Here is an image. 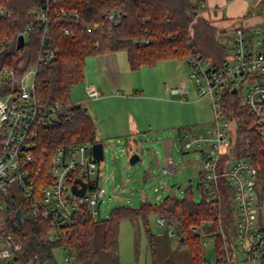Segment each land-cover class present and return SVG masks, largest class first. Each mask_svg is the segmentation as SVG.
Listing matches in <instances>:
<instances>
[{"label":"built area","instance_id":"2783aa9c","mask_svg":"<svg viewBox=\"0 0 264 264\" xmlns=\"http://www.w3.org/2000/svg\"><path fill=\"white\" fill-rule=\"evenodd\" d=\"M39 1L42 6L34 10V14L43 33V50L38 62H44L57 53L52 36L54 18L77 16L78 11L56 8L57 0ZM251 1L262 3V9L226 31L231 47L224 63L215 64L201 53L192 54L184 60L190 67V77L172 87L173 93L187 99L192 80L198 95L210 99L213 119L209 126L182 128L180 138L184 141V152L194 151L202 157L200 173L206 202L215 206L224 197L221 182L230 184L233 189L229 197H234L238 216L234 220V235L229 246L221 250L216 248L219 264H256L264 257V216L260 215L258 207L264 204L263 182L258 166L248 154L231 153L233 138L239 130L225 99L229 91L240 98L253 116L252 124L264 142V0ZM199 4L211 7L209 0H199ZM0 12L4 10L1 8ZM119 13L114 9L107 11L105 16L111 24H116ZM32 29L33 26H29L20 34L24 35L25 41L26 33ZM64 34L74 36L72 29H65ZM14 39L5 38L0 47L13 43ZM148 41L146 38L145 42ZM37 70L38 63L17 80L14 68L5 65L0 69V192L6 194L9 187L16 184L24 195L22 199L30 202L34 217L46 220L51 229L50 240L55 244L50 254L36 255L27 264H85L69 240L79 223L89 218L100 219L98 207L106 189L98 178L93 180L99 160L94 156L93 142L75 137L58 147L46 177L37 184L30 169L34 160L33 148L42 127L59 125L58 112L62 108L61 102L48 106L38 104L35 93ZM87 93L89 98L100 96L94 85L87 86ZM177 169L178 164L170 157L164 171ZM77 179L87 183L83 195L72 189ZM77 186L81 188L82 184L78 182ZM2 207L5 208V203ZM166 222L164 216L159 217L158 223ZM194 230L198 231V228ZM174 234L172 230L170 235ZM226 236L223 233L225 239ZM4 244L0 249V261L15 258L21 250L12 235H8ZM203 264H215V261L204 259Z\"/></svg>","mask_w":264,"mask_h":264},{"label":"trees","instance_id":"16d2710c","mask_svg":"<svg viewBox=\"0 0 264 264\" xmlns=\"http://www.w3.org/2000/svg\"><path fill=\"white\" fill-rule=\"evenodd\" d=\"M40 6L42 2L39 0H0V10H4L0 12V44L5 38H15L13 43L0 47V69L5 65L14 68L19 80L38 63L35 78L38 104L62 103L58 112L59 125L42 127L33 148L34 160L30 169L38 185L46 177L59 146L68 144L75 137L93 143L99 141L96 123L86 103L71 100L72 86L84 79L88 56L126 51L131 69L138 70L143 65L154 66L163 59L185 60L195 53L210 58L207 46L215 53L212 57L215 64L224 63L230 52L229 39L218 37V28L200 14L195 0H57L56 8L77 10L78 15L54 18L52 36L57 53L52 59L38 62L43 50V33L34 10ZM114 9L120 13L117 23L111 24L105 13ZM29 26L33 29L26 33L28 37L23 47L18 48L17 37ZM65 29H72L74 36H65ZM146 38L148 42H145ZM225 99L237 121L238 133L248 140V155L258 166L264 187V142L252 124L254 118L234 93L227 92ZM1 194L7 202L4 208L6 219L0 225V240L6 241L8 235H12L21 245L16 257L7 264H27L36 255L50 254L55 243L50 240L48 222L34 217L28 200L9 199ZM224 198L222 196L214 206L205 200L196 202L188 193L183 198L167 196L160 204L144 201L139 208L120 205L106 219L94 221L89 218L79 223L69 243L85 264H94L98 255L93 247L97 223H101L104 249L116 254L120 223L128 218L143 222L153 246L155 234L150 228L149 215L156 213L164 216L169 226L176 227L179 241L189 244L194 264H203L200 236L194 228L208 222L219 229L221 221L227 231L224 233L229 235L227 228L232 211ZM18 210L21 211V220L17 217ZM220 239V233L216 234L218 250L222 247ZM261 264H264V257Z\"/></svg>","mask_w":264,"mask_h":264},{"label":"rangeland","instance_id":"374dc122","mask_svg":"<svg viewBox=\"0 0 264 264\" xmlns=\"http://www.w3.org/2000/svg\"><path fill=\"white\" fill-rule=\"evenodd\" d=\"M195 4L201 11L200 14H203L218 28L219 38L226 37V31L231 28L228 25V17H233L234 20L230 24L237 25L244 22V17L260 11L263 6L262 3L251 0H219L223 15L220 8H215L212 4L208 8L201 6L199 0H195ZM237 12L239 14L235 15L234 13ZM206 49H209L211 54L208 59L212 61L215 53L208 46ZM118 57L125 77V87L120 89L121 93L116 92L112 96L102 97L101 100L90 101L86 92V81L75 84L71 88V100L86 103L89 112L97 115L96 121L99 125L110 124L111 126L113 124V129L101 131L98 134V140L104 144L105 156L98 162L93 180L98 178L99 183L106 189L101 205L98 207L99 218H108L112 211L120 205L139 208L144 201L160 204L167 196L183 198L190 193L196 202H202L204 200L200 173L202 157L194 151L184 152L182 150L184 141L176 131L179 127L186 128L192 125L200 129L209 126L213 119L209 97H200L192 80L187 99H181L173 94L166 95L160 90L161 81L173 83L180 78L190 77V67L184 60L163 59L154 66L144 65L138 70H132L128 65L126 51H119ZM86 61L88 66L94 64L92 69L96 71L95 57L90 56ZM89 81L94 80L91 78ZM89 83L88 85L91 84ZM133 85L137 91L135 92L137 98L128 95L132 93L131 86ZM151 93L153 95L151 98H141ZM160 95L176 99L178 103L170 99L161 100L158 98ZM106 112L109 114L108 117L101 116ZM129 113L135 116L136 122L132 121L130 124L131 129H134L132 133L126 125L125 129L128 132L125 134L124 127L116 125V122L119 117L125 121ZM160 114L164 116V119H161ZM172 115L176 116L175 121L177 122L162 123ZM248 148V140L240 133H236L231 153L237 156L246 155L249 153ZM135 152L140 155V160L132 164L130 156ZM168 156H171L178 164L176 171H164ZM221 186L224 199L232 211L231 220L228 223L229 228H227L229 235L226 234L228 238L223 237V233L227 231L221 221L219 229H215L211 223L206 222L198 226L197 232L200 236L202 259H212L215 264H219L216 255V234L220 233L221 248L229 246L234 235V220L238 216V206L234 197H229V194L231 196L233 194L231 185L221 182ZM1 193L0 217L3 223L6 217L2 204L5 203L6 207L7 201ZM5 195L9 199H14L12 195L18 199L24 196L16 184L11 185ZM263 205L258 206L261 216H264ZM159 217L160 215L156 213L149 215L150 228L155 234V245L153 246L149 242L141 220L123 219L120 223L119 250L116 254L104 249L101 223H97L93 247L98 255L94 264H194L189 244L179 241L176 227L169 226L168 222L158 223ZM172 230L176 234L169 235ZM4 245V241L0 240V249ZM10 260L11 258H3L0 263L7 264ZM256 264H261V262L258 261Z\"/></svg>","mask_w":264,"mask_h":264},{"label":"crops","instance_id":"0c3cea01","mask_svg":"<svg viewBox=\"0 0 264 264\" xmlns=\"http://www.w3.org/2000/svg\"><path fill=\"white\" fill-rule=\"evenodd\" d=\"M209 1H210V4L214 5L215 8L216 7L220 8V12L222 14L224 13L223 10H222V7H220V5H219V0H209ZM234 14L237 15L239 13L237 12V13H234ZM233 21H234L233 17H231V18L228 17V22H229L228 25L230 27L234 26V25L230 24V23H233ZM118 53H119V51H117V52H108V53L97 54V55H90L91 58L95 57V62L94 63H96L95 64V66L97 67L96 71H93V69H92L94 64L91 65V66L90 65L88 66V62L86 61L85 69H84V79H83V81H86V83H85L86 84V89H87V86H89L88 83L90 82L92 85L96 86L97 89L100 91V96L99 97H96V98H89L88 97V100H90V101L91 100H93V101L101 100L102 97H104L106 95L107 96H112L116 92H120V89H123L125 87V84H124V79H125L124 71L122 70V65H121V61H120V59L118 57ZM90 56H88V57H90ZM87 58H86V60H87ZM127 61H128V58H127ZM128 65H129V68L131 69L129 61H128ZM91 78L94 81H89V79H91ZM184 79L180 78L178 81H174L173 83H168V82L161 81L160 90L163 91L164 94L166 93V95L173 94L175 96H178L176 93L172 92V87H174L175 85L179 84ZM131 90H132V93H128V95H130V97H132V98H137V96L135 95V92H137V91L134 89V85L131 86ZM145 91H147V90H145ZM86 92H87V90H86ZM104 92H107L108 94H105ZM189 93H190V91H189ZM131 94H132V96H131ZM87 95H88V93H87ZM152 96L153 95L151 93V95H144L141 98H151ZM158 98L161 99V100L170 99V100L178 103V101L176 99L175 100L171 99L169 97H166L165 95L164 96L160 95ZM88 112H89V110H88ZM90 114H91V116L93 117V119H94V121L96 123L97 133L98 134H100L101 131L113 129V124L111 126H110V124H108V125H105V124L99 125L98 122L96 121V118H97L96 116L97 115L93 114V113H90ZM127 115H128V117H126L125 121H123V119L121 117H119L117 122H116V125L119 124L121 127L122 126L124 127L123 130L126 132L125 134H127V132H128V131H126L125 127L128 126L129 132L132 133L134 129L133 130L131 129L130 124H131L132 121L136 122V119H135L134 115H132V114L130 115V113L127 114ZM101 116L108 117L109 114L106 112V113H104ZM159 116L161 117V119H164V116L162 114H160ZM175 120H176V116L172 115L171 118H168L167 120H165V122H162V123H166L167 124L168 121L177 122ZM172 124H175V123H172ZM135 125H137V123H135ZM165 126H168V125H165ZM182 128L183 127H179L177 129L178 131H176V132H178V134H179V130H181ZM119 129H121V128H119ZM173 131L175 132V130H173ZM170 157L171 156H168L167 159H169ZM167 159H166V161H168Z\"/></svg>","mask_w":264,"mask_h":264},{"label":"water","instance_id":"95a60500","mask_svg":"<svg viewBox=\"0 0 264 264\" xmlns=\"http://www.w3.org/2000/svg\"><path fill=\"white\" fill-rule=\"evenodd\" d=\"M25 43V38H24V35H20L19 37V43H18V48H21L23 47ZM233 91H236V88L233 89ZM93 153H94V156L99 160H103L104 159V144L103 142L101 141H97L93 144ZM138 160H140V155L138 153H133L131 156H130V162L132 164L136 163ZM80 182L82 184V187L79 188L77 186V183ZM86 187H87V183L85 181H82V180H75V183L73 184L72 186V189L73 191H75L78 195H83L86 191ZM17 217L21 220V211L18 210L17 211Z\"/></svg>","mask_w":264,"mask_h":264}]
</instances>
